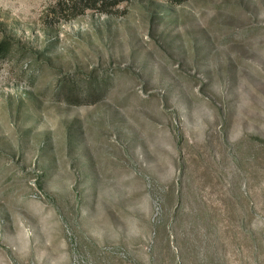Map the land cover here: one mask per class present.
Returning <instances> with one entry per match:
<instances>
[{
	"label": "rangeland",
	"instance_id": "rangeland-1",
	"mask_svg": "<svg viewBox=\"0 0 264 264\" xmlns=\"http://www.w3.org/2000/svg\"><path fill=\"white\" fill-rule=\"evenodd\" d=\"M264 264V0H0V264Z\"/></svg>",
	"mask_w": 264,
	"mask_h": 264
},
{
	"label": "trees",
	"instance_id": "trees-1",
	"mask_svg": "<svg viewBox=\"0 0 264 264\" xmlns=\"http://www.w3.org/2000/svg\"><path fill=\"white\" fill-rule=\"evenodd\" d=\"M186 1H187V0H170V2H171L172 4H175V5L182 4V3L186 2ZM213 264H215V262H214Z\"/></svg>",
	"mask_w": 264,
	"mask_h": 264
}]
</instances>
